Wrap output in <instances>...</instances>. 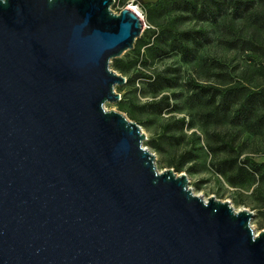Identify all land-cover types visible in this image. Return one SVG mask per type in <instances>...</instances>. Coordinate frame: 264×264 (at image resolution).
<instances>
[{
  "label": "water",
  "instance_id": "obj_1",
  "mask_svg": "<svg viewBox=\"0 0 264 264\" xmlns=\"http://www.w3.org/2000/svg\"><path fill=\"white\" fill-rule=\"evenodd\" d=\"M113 2L0 0V264H264L250 211L159 172L106 110L145 28Z\"/></svg>",
  "mask_w": 264,
  "mask_h": 264
},
{
  "label": "rangeland",
  "instance_id": "obj_2",
  "mask_svg": "<svg viewBox=\"0 0 264 264\" xmlns=\"http://www.w3.org/2000/svg\"><path fill=\"white\" fill-rule=\"evenodd\" d=\"M170 2L165 0L163 6L151 8L153 21L168 25L177 33L201 28L206 41L199 48L188 43L190 52L181 55L168 48L171 35L167 33L163 42H157L159 49L153 53L146 51L151 43L141 48L139 57L133 49L124 52L116 59L127 66V72L114 70L112 61L110 68L130 80L115 87L125 111L117 107L118 102L106 103L105 108L121 113L140 127L145 135L142 146L155 156L159 172L172 169L178 175L184 173L195 195L204 200L214 197L228 202L235 211H250V225L258 233L264 230V174L248 186L241 183L233 187L216 173V169L221 163H224L221 168L230 167L228 163L235 166L247 156L260 164L264 172V133L253 135L242 127L219 120L214 122L208 119L205 104L189 97L197 86H242L246 91L264 86V55L259 51H246L241 41L253 39L255 42L257 37L249 21L234 18L226 1L221 0L219 14L215 13V17L204 15L203 21L171 10ZM137 3L140 0H114L111 10L119 13ZM211 8L215 12V8ZM137 11L145 30L150 23L139 6ZM151 27L155 28L154 24ZM145 37L146 43L154 38ZM256 42L260 44L262 39ZM148 77H154L155 81ZM162 96H168L171 106L158 105ZM181 118L185 122L193 119V126H181Z\"/></svg>",
  "mask_w": 264,
  "mask_h": 264
},
{
  "label": "trees",
  "instance_id": "obj_3",
  "mask_svg": "<svg viewBox=\"0 0 264 264\" xmlns=\"http://www.w3.org/2000/svg\"><path fill=\"white\" fill-rule=\"evenodd\" d=\"M229 6L231 14L235 19H241L249 21L253 27V34L257 37L256 41L262 39V43L258 44L253 39L249 41L242 40L245 43L246 51H259L264 55V0H224ZM165 0H158L156 3L138 4L140 9L146 15L148 22L147 28L143 31V34L135 40L133 52L138 55L143 46L147 44L151 45L146 49L147 53L155 52V49H159L157 42L166 38V34L171 35V41L168 44L170 50H175L186 55L190 52V46L188 43L199 48L206 41L204 31L201 28L196 30H187L177 33L175 30L168 28V25L157 24L151 18V8H157L164 5ZM168 5L171 6V10H177L182 13L190 14L198 21H203L204 15L214 16L215 13L221 11V0H171ZM211 6L215 8L213 12ZM154 24L155 28L151 25ZM146 35L154 37L152 42L146 43ZM259 38V39H258ZM165 51V50H163ZM258 53V52H257ZM142 58V55H141ZM112 68L119 73H126L127 66L118 59H112ZM136 62V61H135ZM148 79H154V77H148ZM159 79L156 80V82ZM155 81V79H154ZM130 80L126 79V84ZM193 88L192 96L189 99L194 101H202L205 104L207 110L205 111L208 119H212L214 122L218 120L224 124H231L236 127H242L248 133L257 135L264 133V86L255 89L254 91H246L244 87H228L220 88L214 86H197ZM160 89H163L160 88ZM122 99L118 101L117 107L121 111H125V108L121 104ZM160 106L164 104L167 108L171 106L168 101V96H162L157 102ZM132 115H130V118ZM181 126L191 128L193 126V119L185 122L184 118L180 120ZM216 169V173L223 176L231 186H237L241 183L250 185L254 180H260L264 174L260 170V164L254 162L251 158L245 157L241 162H238L235 166Z\"/></svg>",
  "mask_w": 264,
  "mask_h": 264
},
{
  "label": "built area",
  "instance_id": "obj_4",
  "mask_svg": "<svg viewBox=\"0 0 264 264\" xmlns=\"http://www.w3.org/2000/svg\"><path fill=\"white\" fill-rule=\"evenodd\" d=\"M137 7H138V4L136 5V6H132V7H130L134 12H136L135 11V9L137 10ZM135 8V9H134ZM137 14L139 13L138 11L136 12ZM138 16H139V14H138ZM139 17H141V14H140V16Z\"/></svg>",
  "mask_w": 264,
  "mask_h": 264
},
{
  "label": "bare ground",
  "instance_id": "obj_5",
  "mask_svg": "<svg viewBox=\"0 0 264 264\" xmlns=\"http://www.w3.org/2000/svg\"><path fill=\"white\" fill-rule=\"evenodd\" d=\"M144 1H146V0H144ZM149 1H153V0H149ZM135 9V8H134ZM135 11L137 12V10L135 9ZM139 14V13H138ZM139 16H140V14H139Z\"/></svg>",
  "mask_w": 264,
  "mask_h": 264
}]
</instances>
